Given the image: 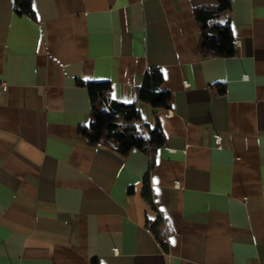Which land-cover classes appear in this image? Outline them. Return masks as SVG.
<instances>
[{"label": "crops", "instance_id": "obj_1", "mask_svg": "<svg viewBox=\"0 0 264 264\" xmlns=\"http://www.w3.org/2000/svg\"><path fill=\"white\" fill-rule=\"evenodd\" d=\"M218 1L0 0V264H264V0H228L235 54L203 57ZM150 68L168 108L138 100ZM94 81L163 144L89 145Z\"/></svg>", "mask_w": 264, "mask_h": 264}, {"label": "trees", "instance_id": "obj_2", "mask_svg": "<svg viewBox=\"0 0 264 264\" xmlns=\"http://www.w3.org/2000/svg\"><path fill=\"white\" fill-rule=\"evenodd\" d=\"M17 13L30 12V0H14ZM229 1L219 0L216 4L199 5L194 8V16L199 24L198 49L203 57H228L235 54L234 39L229 20ZM162 74L158 68L147 69L138 86V100L149 103L154 108H168L170 93L159 90ZM88 88L90 97V121L79 127L87 143L91 146L106 144L121 153L138 148L152 154L164 142V135L157 121L153 125L140 122L136 103H127L108 96V81L80 82ZM223 87H220V91ZM142 196L155 210L147 179L144 180ZM159 243L165 247L166 238L161 229L159 215L148 225ZM91 264H97L93 259Z\"/></svg>", "mask_w": 264, "mask_h": 264}, {"label": "built area", "instance_id": "obj_3", "mask_svg": "<svg viewBox=\"0 0 264 264\" xmlns=\"http://www.w3.org/2000/svg\"><path fill=\"white\" fill-rule=\"evenodd\" d=\"M184 84H185V86H187V83H184ZM6 88H7V85L3 82H0V89L6 90ZM217 142H219V137H217Z\"/></svg>", "mask_w": 264, "mask_h": 264}]
</instances>
